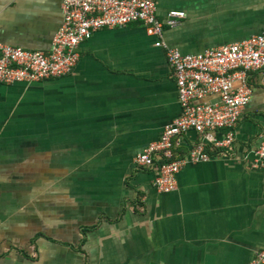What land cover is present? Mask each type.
I'll list each match as a JSON object with an SVG mask.
<instances>
[{"label": "crops", "instance_id": "0c3cea01", "mask_svg": "<svg viewBox=\"0 0 264 264\" xmlns=\"http://www.w3.org/2000/svg\"><path fill=\"white\" fill-rule=\"evenodd\" d=\"M61 3L0 0V44L49 51ZM156 4L160 20L185 14L163 34L183 55L264 33V0ZM158 41L140 21L102 28L79 44L71 73L0 85V264H250L264 250V165L250 166L264 133L259 73L228 152L208 149L170 192L135 167L182 114ZM200 140L188 132L177 153Z\"/></svg>", "mask_w": 264, "mask_h": 264}, {"label": "built area", "instance_id": "2783aa9c", "mask_svg": "<svg viewBox=\"0 0 264 264\" xmlns=\"http://www.w3.org/2000/svg\"><path fill=\"white\" fill-rule=\"evenodd\" d=\"M156 0H62V23L49 51H27L0 44V85L31 83L71 73L79 59V44L102 28H114L140 21L148 33L159 39L156 46L167 51L175 77L182 114L168 124L156 140L135 156L137 169H151L154 186L160 192L178 187L176 175L187 164L211 158L208 149L228 152L234 142L242 110L252 91L248 77L259 73L264 88V33L243 41L209 48L199 55H183L163 41L165 26L176 27L183 12H171L165 20L157 16ZM217 95L218 100L210 96ZM218 136L219 131H223ZM190 131L201 140L186 155L176 151L178 139ZM264 165V133L254 150L252 168ZM250 264H264V250L256 251Z\"/></svg>", "mask_w": 264, "mask_h": 264}]
</instances>
